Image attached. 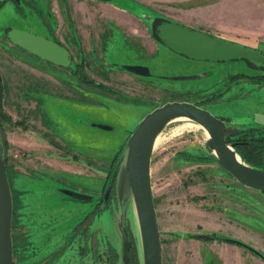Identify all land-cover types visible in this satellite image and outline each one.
Wrapping results in <instances>:
<instances>
[{
    "label": "rangeland",
    "instance_id": "rangeland-1",
    "mask_svg": "<svg viewBox=\"0 0 264 264\" xmlns=\"http://www.w3.org/2000/svg\"><path fill=\"white\" fill-rule=\"evenodd\" d=\"M232 1L0 3L1 108L10 116L0 127L6 139L13 264H97L92 246L102 249L105 240L119 253L123 237L128 238L129 260L141 264L134 206L128 199L120 207L117 200L124 137L145 112L167 100H192L214 115L238 106L256 113L264 105V88L250 81L236 91V98L215 95L225 91L235 73L264 74V65L244 58L191 62L169 51L158 34L163 22L213 34L208 32L217 24L212 15L243 20L262 11L255 2L241 0L243 12H224L223 6L231 7ZM9 27L58 41L68 49L69 63L45 65L8 40ZM212 101L217 102L210 105ZM230 126L225 125L227 133L243 129ZM159 133L150 154L149 178L161 264H221L218 256L223 252L230 258L238 259L241 252L261 259L264 192L242 185L216 162L205 144L206 132L193 120L172 119ZM211 232L242 244L200 237ZM216 242L233 246L221 249Z\"/></svg>",
    "mask_w": 264,
    "mask_h": 264
},
{
    "label": "water",
    "instance_id": "water-1",
    "mask_svg": "<svg viewBox=\"0 0 264 264\" xmlns=\"http://www.w3.org/2000/svg\"><path fill=\"white\" fill-rule=\"evenodd\" d=\"M158 34L166 47L187 58H244L254 63L264 61L262 50L180 23L163 22ZM6 36L13 44L49 62L61 66L69 63V51L58 41L17 27H9ZM176 117H185L198 123L207 133L205 144L213 152L216 162L242 185L264 192V168L249 165L240 159L232 144L225 139L223 118L188 100L172 99L153 107L141 116L126 136L120 150L121 159L117 169L118 205L122 207L131 199L134 206L141 264H161V246L152 201L149 162L154 138L168 121ZM5 162L6 139L0 127V264H13L10 234L11 194ZM113 174L114 170L112 177ZM109 188L110 183L103 192V201L106 200ZM127 252L128 238L123 237L119 250L121 264L126 263Z\"/></svg>",
    "mask_w": 264,
    "mask_h": 264
},
{
    "label": "crops",
    "instance_id": "crops-1",
    "mask_svg": "<svg viewBox=\"0 0 264 264\" xmlns=\"http://www.w3.org/2000/svg\"><path fill=\"white\" fill-rule=\"evenodd\" d=\"M239 1H241V0L232 1L233 5L231 7H229V5L223 6V11L226 12L228 10H231V11H237L238 10V11L243 12L245 10V8L239 4ZM244 1L255 2L256 6H257L256 8H259L262 11L261 12L257 11L255 17L251 16L250 19H248V17H247L243 20L233 19V18H230L228 16H223V15H218V14L212 15L213 23H214V21L217 22V24H215L213 29H216L217 31L212 29V31H208V32H211L213 34H216L220 37H223V38H226L229 40H233L235 38H231V37H237V36H240V37L246 38V39L249 38V40L251 39L254 41L243 42V41L238 40V39H235V40L242 42L243 44H246V45L251 44L250 46H255V48H258L259 50L264 51V0H244ZM221 10H222V7H221ZM259 13L263 14V18H260L261 15ZM255 43H257V44H255ZM167 49L169 51H172L169 48H167ZM172 52H174V51H172ZM174 53H176V52H174ZM177 55H180V54H177ZM181 57H184V56L181 55ZM184 58L188 61H191V62H195L197 60V59H191V58H187V57H184ZM39 59H41L40 61H42V63H44V64L49 62V61H47L41 57H39ZM199 61L202 62L204 60H199ZM49 63L51 65H56L52 62H49ZM46 74L48 75V73H46ZM189 74L191 76L196 75L193 73H189ZM230 81L231 82L227 83L228 87L225 88V91L223 90L224 92H222L216 96L218 99L219 98H226L227 100H231L234 97L236 98V96H238V94H237L238 92H236V91H238V89H240V88L242 89L244 87L243 84L246 82H249V81L253 82V84L255 86H261V88H264V84L260 80H256V79L251 80V79L244 78V77H238V78H233ZM240 81H243L242 85H239ZM232 90L234 91V93H232ZM240 93L241 92L239 91V96H240ZM235 94H236V96H235ZM216 102L212 101V102H210V105H212ZM259 109H260V112H258L255 108V110H256V113H255L254 110L247 109V108L245 109L244 107L241 108L238 106V107L230 108L229 109L230 111H228V112H224V111H222V109L216 110L215 114H217V116H219V117H225V116L229 117L230 121H227V122L231 124L230 127H232V128H246L249 126L264 128V105L260 104ZM240 116H248L250 119L247 121H239V122L234 121L235 118L240 117ZM228 123H225V125L228 126ZM235 123H239L240 126H233V125H236ZM99 124H101V123H99ZM125 138H126V136L124 137V139ZM70 151H72V153L75 155L76 152H74L73 150H70ZM218 245L221 249H228V248L233 246L232 244L229 245V242H226V243L221 242ZM229 256L230 255H228L227 252H223V254L218 256V260L220 261L221 264H222V262H223V264H229V262H233L234 264H256V263L257 264H264V256L263 255L262 256L259 255L261 259H258L257 257L252 256L249 253L247 256H245L241 252H240V257L238 259L237 258H230Z\"/></svg>",
    "mask_w": 264,
    "mask_h": 264
},
{
    "label": "trees",
    "instance_id": "trees-1",
    "mask_svg": "<svg viewBox=\"0 0 264 264\" xmlns=\"http://www.w3.org/2000/svg\"><path fill=\"white\" fill-rule=\"evenodd\" d=\"M2 1L3 0H0V3ZM249 62L254 64V62H252V61H249ZM71 72L76 73L73 70ZM240 76H247V77H250L252 79L260 80L264 84V74H259V73L248 74V73L239 72V73H235L233 77L237 78ZM77 78L80 80L82 79V81H87V82L93 83L92 80H88V79L85 80L80 75H78ZM96 85L99 86L100 88L106 89V86L101 84V83H96ZM220 92L215 93V95H219ZM1 96H2V91H1V85H0V122L2 121V119H7V120L10 119L9 114L1 108V106H2L1 105ZM221 118H223L224 120L230 119L227 116L221 117ZM14 122L15 123H21L22 121L21 120H19V121L14 120ZM245 129L244 128L238 129V130L232 129L230 131V133L234 132L233 136L230 135L229 131H228V133L225 131V136H226L225 139L227 142H230L232 144V147L235 150L236 154H238V156L244 162H246L247 164L259 167V168H264V128L260 129L258 127H254L251 130V128L248 127L247 130H245ZM114 158H115V155L112 157V161L114 160ZM118 158L120 161L121 156H118ZM111 162H110V164H111ZM113 181L114 180H112V182ZM109 190H110V188H109ZM102 200H103V198H102ZM125 229L127 230L126 220H125ZM200 237H202L204 239L223 238L227 241L231 240V242L242 244L241 241H239V240H235V239L232 240V239H229L226 237L217 236L215 233H212V232L207 233L205 235H201ZM103 245L104 246L102 249H96V250L94 249V246H92L93 252L95 251L92 254L93 260H96L97 264H119L118 259H117L119 257V253L111 245L106 243L105 240L103 241ZM258 255H260V254H258ZM125 264H136L135 261H133L132 259L129 260L128 252H127V260H126Z\"/></svg>",
    "mask_w": 264,
    "mask_h": 264
},
{
    "label": "bare ground",
    "instance_id": "bare-ground-1",
    "mask_svg": "<svg viewBox=\"0 0 264 264\" xmlns=\"http://www.w3.org/2000/svg\"><path fill=\"white\" fill-rule=\"evenodd\" d=\"M176 118H185V117H176ZM176 118H174V119H176ZM197 125L198 126H200L198 123H197ZM201 127V126H200ZM202 128V127H201ZM203 129V128H202ZM204 130V129H203ZM205 131V130H204ZM206 132V131H205ZM159 134L160 133H158L157 135H156V137L154 138V142H153V146L156 144V142L159 140ZM206 135H207V133H206Z\"/></svg>",
    "mask_w": 264,
    "mask_h": 264
},
{
    "label": "flooded vegetation",
    "instance_id": "flooded-vegetation-1",
    "mask_svg": "<svg viewBox=\"0 0 264 264\" xmlns=\"http://www.w3.org/2000/svg\"><path fill=\"white\" fill-rule=\"evenodd\" d=\"M257 64H259V65H264V61H260V62H258Z\"/></svg>",
    "mask_w": 264,
    "mask_h": 264
}]
</instances>
